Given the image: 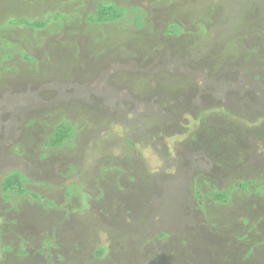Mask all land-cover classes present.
I'll list each match as a JSON object with an SVG mask.
<instances>
[{"label": "rangeland", "instance_id": "1", "mask_svg": "<svg viewBox=\"0 0 264 264\" xmlns=\"http://www.w3.org/2000/svg\"><path fill=\"white\" fill-rule=\"evenodd\" d=\"M101 1L0 0V264L264 261L262 0L251 29L224 37L236 59L192 17L213 9L222 36L220 0H114L146 11L141 30L133 15L89 23ZM22 17L51 23L9 24ZM64 119L73 145L48 147L45 123ZM14 170L29 193L9 201Z\"/></svg>", "mask_w": 264, "mask_h": 264}, {"label": "trees", "instance_id": "2", "mask_svg": "<svg viewBox=\"0 0 264 264\" xmlns=\"http://www.w3.org/2000/svg\"><path fill=\"white\" fill-rule=\"evenodd\" d=\"M220 1H221L220 10L222 9L223 11V18L220 15V21L223 23V25L221 26L223 28L222 32L224 33L222 34V36L220 35V32H218L217 30L215 32L216 34H211L212 32L210 29H212L211 26L214 23L212 19L213 18L212 14L214 12L213 9L208 10L207 15L205 16V18H203V16L201 17L197 16L198 8L196 6H193L191 9L192 17H194L195 19L196 18L203 19L204 23L207 25V27L201 24L198 25L200 29L202 30V32L199 35H202L205 33L209 34L210 32V35L215 36L213 37V39H215L216 42H219V40L223 41L224 43L223 45L227 46L228 48L227 55L236 59L240 51V48L237 47L236 44H234L235 39L229 38V39H226L227 40L226 41L224 37L225 35L227 36L229 34L228 31L231 32L230 30H232V27L234 29L239 28L240 30L239 29L238 30L240 31V33L251 29L252 27L251 24H252V21L254 20L255 14L256 15L258 14V11L256 8L259 7L260 5L257 6V4H259L258 0H220ZM262 4L264 5V0H262ZM216 11L219 13V9ZM227 11H229L228 14L231 15L229 18H225L224 16L225 12ZM145 14H146V11L140 6L136 8L135 7L124 8L121 5H119L117 1L102 0L96 5L94 14L88 17V21L91 24H96V25L101 26V25H106L109 23L111 24L115 22H120L122 20L124 21L125 19H129L130 16L133 15L134 16L133 23L135 25V28H137L138 30H141V29H144L146 26L145 19H144ZM50 23H51L50 19H46V18L38 19V18H30V17L14 18L9 21V24L11 26L25 27V28H30L33 30H43L47 26H49ZM184 30L185 28L182 24L171 22L169 24V28L167 29V34L178 37L183 34ZM6 45L10 47L12 44L7 43ZM227 55L225 56L220 55V57H227ZM23 58L28 61H33V57L29 55H24ZM220 112L225 113V111L223 112V110H220ZM45 125L46 127L50 129V138H49V143L47 144L48 147L57 149V148L66 147L68 145H73V140L75 139L76 134H77V129H76L77 124L76 123H72L70 120L64 119L63 121L58 122L57 124L45 123ZM155 131L156 130H153V132ZM28 182L29 180L27 179V177L22 171L14 170L8 173L6 177L3 178L2 186H1L5 200L10 201L11 198L13 199L15 197V195L16 196L27 195L29 193V189L27 188ZM254 182L255 181L253 180H249L247 182H240L239 184H237V186L245 188V189H249V187ZM231 192H232V189L230 188L225 191H216L214 192V194L212 193L209 194V196L212 197L214 201L226 203V202H229V200L231 199L230 198ZM71 194L72 193L69 192L67 195L70 197ZM203 195L204 194L202 193L200 194L199 192H196V197L198 200H201L203 198ZM35 196L38 197L39 195L35 194ZM163 237H166V235H164ZM104 252H105V248L104 247L100 248L97 253V256L103 257ZM247 253H248L247 256L251 257L252 259L253 256L251 255L253 253V250L249 249ZM254 260L255 259L253 258L252 259L253 264H264V261H262L261 259H257L255 261ZM250 264H251V261H250Z\"/></svg>", "mask_w": 264, "mask_h": 264}]
</instances>
